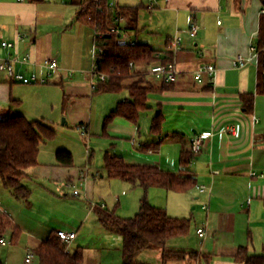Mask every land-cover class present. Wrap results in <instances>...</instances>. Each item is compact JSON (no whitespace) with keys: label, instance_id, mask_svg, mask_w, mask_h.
Wrapping results in <instances>:
<instances>
[{"label":"crops","instance_id":"crops-1","mask_svg":"<svg viewBox=\"0 0 264 264\" xmlns=\"http://www.w3.org/2000/svg\"><path fill=\"white\" fill-rule=\"evenodd\" d=\"M82 1L0 0V41L16 42L19 34H26L17 44V51L0 48V59L17 53L30 54L31 62L18 65L17 71L28 77L37 74L45 81L24 85L0 72V118L19 115L29 121H42L57 132L54 141L41 145L39 165L28 170L26 184L32 190L30 205L16 199L9 190L0 189V212L21 230L13 244L11 230L1 237L10 244H0V264H39L35 251L57 228L75 232L74 244L81 242L84 231L91 239L96 233L106 245L113 240L114 234L101 227L95 213L98 207L108 209V199H111L98 181L104 175L100 170L94 172L87 160L91 137L89 122L97 101L94 93L97 78L93 74L96 34L78 20ZM146 4L140 7L149 10V22H145L139 12L136 34H142L143 38L147 33L158 47L150 41L143 43L156 51L167 52L168 39L177 34L183 38V49L173 59L177 79L168 89L160 91L164 78L147 70L146 82L157 89L149 96V109L140 114L137 124L115 119L120 131L112 129L108 137L114 140L128 137L136 128L139 134L142 117L146 116L151 125L158 114L164 119L162 133H151L152 141L146 143H138V137H134L129 145H113L102 152L123 157L128 164L155 165L167 170L177 168L178 175L188 169L190 176L196 178V187L186 193L158 188L148 192L150 200L151 196H161L165 205L153 206L165 208L171 217L195 220L194 229L191 223L190 233L171 240L167 248L195 252L199 258L167 264H240L236 261L240 248L262 255L264 94L258 92V54L253 50L260 30V0H147ZM193 21L199 25L195 38L189 34ZM142 22L145 25L142 26ZM121 24L126 26V21L121 19ZM239 57L248 60L244 67L235 66ZM48 60H56L58 69L49 71L45 67ZM205 64L216 66L214 81L208 75L196 79V72ZM247 95H254L252 113L246 111L242 100ZM115 102L107 110H114L119 103ZM253 116L258 118L256 125H253ZM61 119L66 120L63 126ZM81 126L87 127V133L80 130ZM237 128L240 129L238 137L231 132ZM205 133H210L211 137L204 141L203 151L195 156L191 165L182 166V152L191 153L192 138ZM82 142H86V150ZM158 143L161 144L155 150L143 149L146 144ZM61 150L73 155V167L59 165L56 154ZM81 155L83 158L86 155V160L80 159ZM59 184L80 190L81 195L73 197L85 200H74L55 192ZM200 185L210 187V192L200 194L197 190ZM64 201L73 205L77 217L69 226L60 227L57 224L59 206ZM192 211H197V215ZM199 230L205 231L203 238L198 235ZM117 241L122 264L123 242ZM83 251L84 264H115L107 258L104 262L101 251L91 243ZM29 252L35 255L30 263L26 260ZM136 264H164L162 251L147 250L138 256Z\"/></svg>","mask_w":264,"mask_h":264},{"label":"trees","instance_id":"trees-1","mask_svg":"<svg viewBox=\"0 0 264 264\" xmlns=\"http://www.w3.org/2000/svg\"><path fill=\"white\" fill-rule=\"evenodd\" d=\"M110 0H83L78 20L95 31L97 73L106 80H97L94 93H119L128 90L129 99L119 102L107 116L108 123L123 118L137 124L140 114L149 109L150 94L157 92L146 82V72L157 65L167 66L173 62L172 53L156 51L151 45L126 42V33H138L141 7H111ZM264 11V0H260ZM126 21V26L121 24ZM254 50L258 54V92L264 94V13L261 15L260 30ZM162 55V56H161ZM133 80L130 84L125 82ZM174 83L164 81L160 91ZM159 91V90H158ZM248 113L254 110V95L243 96ZM164 119L161 114L154 117L151 133H162ZM87 133V132H86ZM57 135L56 130L42 121H29L23 116L10 114L0 118V189L9 190L16 199L30 205L31 188L26 184L28 170L39 165L40 147ZM162 143V142H161ZM146 144V151L155 150L161 144ZM57 162L64 167L74 166L73 155L65 150L56 154ZM195 159L194 154L184 151L180 157L182 166L187 167ZM104 168L110 179H118L141 187L145 192L151 188L170 192L186 193L196 187V178L184 169L179 175L164 171L155 165L128 164L123 157L106 153ZM101 227L108 233L122 238L123 264H136L138 256L150 249H160L164 264L170 261H191L199 258L195 252L172 251L168 243L190 233L191 221L171 217L165 209L157 208L145 196L141 200L138 214L130 219L117 216L116 211L98 207L95 209ZM12 231V244L21 235V230L11 219L0 212V238ZM39 264H84L82 251L70 253L69 246L62 243L57 232H52L35 251ZM240 264H264V254L254 255L246 248H240L236 256Z\"/></svg>","mask_w":264,"mask_h":264},{"label":"rangeland","instance_id":"rangeland-1","mask_svg":"<svg viewBox=\"0 0 264 264\" xmlns=\"http://www.w3.org/2000/svg\"><path fill=\"white\" fill-rule=\"evenodd\" d=\"M114 2L116 4V7L118 8L125 7V6L140 7L142 3H144V5H147L146 4L147 0H110V3H114ZM140 12H141L140 14L143 16V20L148 23L149 17H150L149 10H145L141 8ZM141 25L143 26L145 24L142 22ZM146 35L147 36L142 38L141 37L142 34L138 35L136 33L129 32L127 35L124 34L123 40L126 42H139V43L150 41L149 43L151 45H154V47H158L156 46V44L152 43L151 40H149L150 37H148L147 33ZM132 81L133 80L131 79V80L126 81L125 83L130 84ZM127 96H129L127 91H122L119 93H103V94L96 96L97 101L95 102L92 120L89 122L91 137H90V142L88 143L89 155L87 156L88 165L93 167L92 170L94 172L97 170H100L104 175V178L99 179L98 181L102 183L103 187H105V194L106 193L108 194L107 198L109 197L111 198V199H108L110 200L109 205H108V210L116 211L117 216L123 219H130V218L135 217L138 214L139 209H140L141 200L145 196L147 197L148 202L151 205H154V204L161 205L160 203H162L161 196L160 197L151 196V200H150L149 193H148L150 189L148 190V192H145L144 189H142L141 187L134 189L131 184L123 182L121 180H118V179L110 180L108 177V173L106 169L104 168L105 152H102L104 148L109 150L111 149L113 145H115L116 147H120L123 144L129 145L130 140L134 137H138V143H146L148 141H152V138H150L152 124L150 125L149 120L148 119L146 120V116L142 117L143 121L140 123L141 130L139 134H137V128H136L135 131H133L131 135H128V137L119 138L118 140H114L112 137H108V134L110 135V131L112 129L120 131V127L118 126L119 123H117L115 120L111 123H108L106 121L107 116H109V114L113 111L112 109H109V110L107 109L115 101H116L115 103L117 104L121 99H124ZM65 122L66 120L61 119L60 125L63 126ZM56 137L53 140H48L46 142L54 141ZM59 141H61V139ZM82 143H83L82 148L86 150L87 149L86 142H82ZM82 158H83V155L80 156V159ZM83 159L86 160V155ZM177 166L178 165L176 164L175 167ZM163 169L164 171L166 170L168 172H171L177 175L179 173L178 172L179 169L177 168H169V170L165 168ZM54 191L61 193L62 196L69 195L70 198L74 200H80V201L85 200L84 197L80 199H75L73 197L74 189L70 188L68 185L61 186V184H59L58 186H55ZM162 205H165V204L162 203ZM162 209H165V208H162ZM191 209L193 210V206ZM197 211L196 212L192 211V212H194V215H197ZM201 211L202 210L199 208V212ZM59 213H60V221L57 224L60 227L69 226L71 224V220L77 217V214H76V211L73 205L65 201L61 203V205L59 206ZM37 218L38 217H35L33 219L38 222V220H36ZM194 221H195L194 219H191L193 229L195 227ZM34 224H37V223H34ZM56 231L57 232L59 231L70 232L68 230H63L61 228H57ZM83 234H84V237H82L80 243L77 242L76 244H74L75 243L74 242L73 244L69 246L70 253L82 251V253L84 254L83 248L89 246V243H91L93 247L97 248L98 251L99 250L101 251L104 262H107L106 261V258H107L109 260L108 262L120 264L121 248H120L119 243H117L118 242L117 240H119L120 242L122 238L119 235L112 236L113 240L111 239L110 244L106 245L104 242H101V238H99V236L96 233L94 234V236H97L98 238L93 236L92 239L90 238V236H88L85 233V231L83 232ZM103 246H105V248H103ZM121 262L123 264L122 260Z\"/></svg>","mask_w":264,"mask_h":264},{"label":"built area","instance_id":"built-area-1","mask_svg":"<svg viewBox=\"0 0 264 264\" xmlns=\"http://www.w3.org/2000/svg\"><path fill=\"white\" fill-rule=\"evenodd\" d=\"M22 2L29 1V0H20ZM43 1H48V0H43ZM109 5L111 7H115L116 4L110 3ZM264 13V11H262ZM220 23V22H219ZM199 31V25L193 21L190 24L189 27V34L192 38H195L198 34ZM26 37V34H19L18 39L16 42H7V41H0V48L3 49H16L17 51V44ZM168 49L172 53L173 58H175L176 54L182 51L183 49V38L180 35H176L170 39H168ZM254 50V48H253ZM255 51V50H254ZM97 55V45H96V52L94 53V71L93 74L97 78V80L105 81L106 77L105 75H100L97 73V65H96V58ZM31 62V55L30 54H24L23 56H20L19 53H17L15 56L6 58V59H0V72L6 73L8 76L12 77L13 80H15L18 83L24 84V85H31L33 83H43L45 82L42 80L37 74H33L30 77L24 75L22 72L17 71V66L18 65H27ZM248 60H246L243 57H239L234 63L236 67H244ZM45 67L49 71L57 70L58 69V64L56 60H48L45 63ZM150 73L154 75H160L164 78V80L167 83H174L177 79L178 71L176 69V65L174 64V60L172 63H170L167 66L163 65H156L150 69ZM216 74H217V68L214 64H205L201 66L198 71L196 72V79L199 80L203 77V75H208L212 81L216 79ZM94 85V89H95ZM253 125H256L258 123V118L256 116H253L252 118ZM80 130L83 133L87 132V127L86 126H81ZM231 132L235 136L240 135V129L237 128L235 130H231ZM211 137L210 133H205V134H200L198 136H195L191 140V152L194 154V156L199 155L204 148V141L209 139ZM253 176H256L255 173L252 174ZM71 186V185H70ZM74 187V186H71ZM197 190L200 194H205L209 193L211 188L208 186H197ZM74 195L76 197H79L81 195L80 190L74 189ZM204 209H207V206L204 207ZM58 236L60 237V240L62 243L67 244L70 246L75 242L77 239V234L75 232H64V231H59L57 232ZM198 235L203 238L205 236V231L204 230H199ZM0 244L1 245H8L10 244L9 241H7L5 238L0 239ZM35 258V255L32 252H29L27 255V262L30 263L33 261Z\"/></svg>","mask_w":264,"mask_h":264}]
</instances>
